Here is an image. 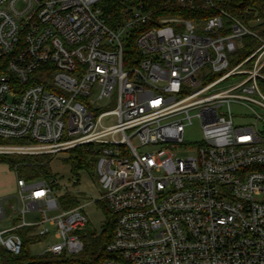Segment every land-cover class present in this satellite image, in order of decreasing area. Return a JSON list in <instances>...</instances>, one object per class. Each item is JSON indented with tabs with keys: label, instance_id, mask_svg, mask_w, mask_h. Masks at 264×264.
<instances>
[{
	"label": "built area",
	"instance_id": "2783aa9c",
	"mask_svg": "<svg viewBox=\"0 0 264 264\" xmlns=\"http://www.w3.org/2000/svg\"><path fill=\"white\" fill-rule=\"evenodd\" d=\"M109 1L0 0V155L95 154L101 190L88 204L105 202L116 218L103 264H264L262 20L244 22L220 0L154 11L116 0L126 8L112 28ZM245 39L257 45L241 57ZM234 106L250 110L249 124ZM194 122L202 138L188 143ZM16 190L21 218L0 229L4 251L22 253L21 228L46 239L55 227L61 242L42 255L83 252L91 222L80 200L61 208L67 187L17 178ZM27 212L43 220L28 223Z\"/></svg>",
	"mask_w": 264,
	"mask_h": 264
},
{
	"label": "trees",
	"instance_id": "16d2710c",
	"mask_svg": "<svg viewBox=\"0 0 264 264\" xmlns=\"http://www.w3.org/2000/svg\"><path fill=\"white\" fill-rule=\"evenodd\" d=\"M166 0H131L129 5L139 6L142 5L145 9L154 11L160 6H164ZM126 5L121 4L116 0H110L104 6V11L109 15V25L114 28L120 21L122 10ZM218 8L230 13L232 16L246 22L257 17L262 20L261 28L264 29V0H220L218 1ZM175 8L168 7V11H174ZM251 10L249 16L245 12ZM178 11L176 9L174 12ZM181 12V11H179ZM163 15V12L160 13ZM211 12L201 14H187L186 18H194L203 16L208 18ZM264 36V32H263ZM249 43L250 39H245ZM253 43V44H252ZM256 42H250L239 55L245 57L256 47ZM126 56L134 53L132 45L126 48ZM67 163L72 169V173L78 176L80 172H85L91 177H95L96 157L93 152L85 148H75L70 151ZM53 160L52 156H21V155H0V164H5L10 171L14 172L16 177L24 179L28 182L55 179L51 173L50 163ZM70 193H63L61 195V204L64 209H71L78 206L79 200ZM101 208L105 221L101 231L95 230L90 223L83 234L84 250L79 255L73 257L54 256L51 254L34 255L31 252V246L35 243L42 241V238L30 235L33 231L32 227L21 228L17 231L24 240L23 251L19 256H13L3 249L0 250V264H103L109 258L106 252V247L111 242L116 226V218L111 213L108 205L105 202H98Z\"/></svg>",
	"mask_w": 264,
	"mask_h": 264
},
{
	"label": "rangeland",
	"instance_id": "374dc122",
	"mask_svg": "<svg viewBox=\"0 0 264 264\" xmlns=\"http://www.w3.org/2000/svg\"><path fill=\"white\" fill-rule=\"evenodd\" d=\"M260 23H255L252 26H257ZM233 111L240 115L235 116L236 122L240 125L249 124L251 122L250 116L251 112L248 108L240 109L238 107H233ZM113 119H105L103 123L111 125ZM260 128L263 129V126L260 125ZM202 138L201 129L198 123L194 122L192 126L188 127L185 132V139L188 143L199 142ZM18 143V142H13ZM69 158V153H60L53 158L50 163L51 173L57 179L59 188L67 187L68 191L74 195L73 197L80 200V204H84V214L90 220L92 227L95 228L98 232L101 231L102 226L105 221L104 214L98 204H88L90 199L98 200L100 197V185L96 178L91 177L85 172H80L78 176L72 173L70 165L66 162ZM96 174V171H95ZM78 179V183L73 185V181ZM16 181L17 177L14 172L10 171L7 165L0 164V196L5 199L6 207L5 213L6 217L0 221V229L9 228L12 225L16 224L14 219L21 218L15 215V208L17 207V190H16ZM60 194H62L60 192ZM61 196L59 197L60 206ZM60 214V211H52L48 214L49 218L56 217ZM25 220L28 223H35L43 220V214L41 212H27L25 214ZM51 230V236L42 241L35 243L31 246V252L34 255H42L49 246L58 244L61 241L55 238L56 228L49 227ZM0 250L2 248L0 247Z\"/></svg>",
	"mask_w": 264,
	"mask_h": 264
},
{
	"label": "crops",
	"instance_id": "0c3cea01",
	"mask_svg": "<svg viewBox=\"0 0 264 264\" xmlns=\"http://www.w3.org/2000/svg\"><path fill=\"white\" fill-rule=\"evenodd\" d=\"M0 199H2L4 201V204H3V210H4V213H5V207H6V201L4 198H2V196H0ZM6 215V213H5Z\"/></svg>",
	"mask_w": 264,
	"mask_h": 264
}]
</instances>
